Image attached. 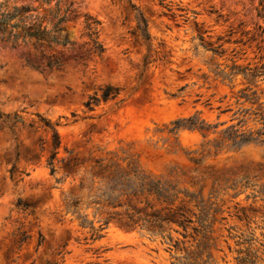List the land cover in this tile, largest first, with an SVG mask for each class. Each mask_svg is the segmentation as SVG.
<instances>
[{"label": "rangeland", "instance_id": "1", "mask_svg": "<svg viewBox=\"0 0 264 264\" xmlns=\"http://www.w3.org/2000/svg\"><path fill=\"white\" fill-rule=\"evenodd\" d=\"M65 1L78 19L61 35L81 45L84 16L94 18L100 58L82 66L56 52L62 70L39 72L0 45V112L26 123L41 115L61 138L52 174L50 145L39 147L45 132L0 131V264H264V73L256 83L216 75L234 64L264 71L259 1L133 0L147 43L126 0ZM107 88L117 98L103 101ZM93 97L100 102L90 110ZM190 117L214 128L171 132ZM234 131L253 141L233 142ZM133 170L193 196L185 198L194 221L187 231L115 221L165 207L146 195L106 193L114 176Z\"/></svg>", "mask_w": 264, "mask_h": 264}, {"label": "trees", "instance_id": "2", "mask_svg": "<svg viewBox=\"0 0 264 264\" xmlns=\"http://www.w3.org/2000/svg\"><path fill=\"white\" fill-rule=\"evenodd\" d=\"M126 1L130 8L136 12L138 37L146 43L149 42L151 37L148 33L146 20L138 11L133 0ZM258 1L260 7L258 15L264 18V0ZM52 4L53 6H51ZM77 19L78 14L74 4H68L65 0H0V45L3 48L20 51V57L25 65L39 72L62 70L63 63L56 52H71V60L86 66V61L100 58L104 54L105 48L99 40V22L89 16H84L82 22L80 39H85V41L81 45L70 40L67 34L61 35L66 31L65 25L71 21L76 22ZM230 71L231 73L228 75L224 74L223 71L217 72L216 75L224 76V79L226 77L232 79V76L241 74L248 81L256 83L257 78L264 73L262 68L261 70L252 69L249 66L241 68L235 64L230 68ZM118 95L117 89L107 88L102 94V100H114ZM245 97L247 100L249 99L248 96ZM99 102L98 98L93 97L87 102L86 107L92 110L93 106ZM36 117L38 118L37 121L26 123L18 114L11 116L0 112V131L6 129L14 136L18 132L24 131L32 136H35L40 131L45 132L49 139L39 138V147L43 152L45 145H50V157L47 162L53 174L55 172L54 163L61 147V138L56 130V124L41 115H36ZM172 125L173 129L171 132L189 129L207 134L214 128L197 117L177 120ZM228 137L239 144L253 141L252 133L238 134L237 131H234L229 133ZM116 192L119 196L132 195L136 197L146 195L147 197H154L158 205H165V207L154 210L151 214L146 215V218H142L139 215L140 211L136 209H134V213L126 214V218L120 217L115 220L111 215L104 223V226L108 225L111 220H115L128 229L139 228L141 230L162 232L164 231V225L176 224L178 227L183 228L184 231H187L188 226L194 223L189 216L191 211L186 209L185 205V198H190L188 203H191L194 200L193 196L181 192L177 189V185L152 174H146L139 170L118 173L116 177L114 176L110 180L106 191V193L110 194V197ZM182 194L184 199L180 198ZM177 202L179 203L175 206ZM109 205L112 204L109 202ZM117 206L121 207L122 205L118 204ZM196 207L201 208V215L197 217L200 223L205 207L202 202ZM163 211H166V213L161 216ZM113 215L121 216L119 213H114ZM192 215L196 216V214ZM203 221L205 222V220ZM193 230L196 231L197 229L193 228ZM42 240L41 238L39 242L41 243Z\"/></svg>", "mask_w": 264, "mask_h": 264}]
</instances>
